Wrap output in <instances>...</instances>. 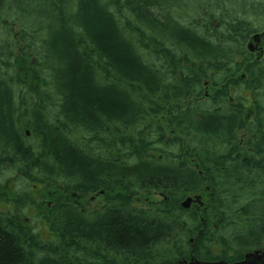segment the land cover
<instances>
[{
  "label": "trees",
  "instance_id": "obj_1",
  "mask_svg": "<svg viewBox=\"0 0 264 264\" xmlns=\"http://www.w3.org/2000/svg\"><path fill=\"white\" fill-rule=\"evenodd\" d=\"M185 1L1 0L0 170L42 191L0 193V264L263 248L264 0Z\"/></svg>",
  "mask_w": 264,
  "mask_h": 264
},
{
  "label": "rangeland",
  "instance_id": "obj_2",
  "mask_svg": "<svg viewBox=\"0 0 264 264\" xmlns=\"http://www.w3.org/2000/svg\"><path fill=\"white\" fill-rule=\"evenodd\" d=\"M207 1H210V0H186L185 1V5H186V9H187V14L190 12L189 10H190V8L191 7H194V9H195V7H196V5L197 4H203V3H205V2H207ZM244 2L246 1H248L249 3L247 4L246 2V5H248L249 6V8H247V11H251V6H252V4L253 3H258V2H261L262 0H255V1H250V0H243ZM251 2H253V3H251ZM190 4V5H189ZM209 4H210V2H209ZM216 7V6H215ZM198 8V7H197ZM264 10V8L261 10V14L262 15H264L263 14V11ZM259 13V14H260ZM260 14V15H261ZM261 20H263L264 21V19H260L259 21H261ZM264 23V22H263ZM11 24V23H10ZM14 24H19V23H14ZM21 27V25H13L12 26V28H13V31L12 32H14V33H16L18 30H19V28ZM1 28V27H0ZM264 29V27H262L261 28V26H258L257 27V31H258V33L260 34L261 33V31ZM11 37H13V38H15L13 35L11 36ZM251 41V40H250ZM253 41V40H252ZM19 45H21V43L19 42ZM249 45H251V47L252 46H255L253 43H248V46ZM262 47H263V49H264V42H263V44H262ZM255 49V48H254ZM254 49H252V50H250V53H252L253 54V57L255 58H257L258 56H259V53L258 52H254ZM261 56V55H260ZM13 84V83H12ZM11 84V85H12ZM12 86H14L15 87V84L14 85H12ZM243 96L244 97H248L249 96V93H243ZM166 120H167V117H165V118H163V122H164V124H165V122H166ZM5 177H6V179L7 180H5V178L2 176V179H4V181H5V183L8 185V187L6 188V185H4V183L2 182L3 180H1V177H0V193H2L3 191H8V192H11V191H13V193L15 192H20V195L22 194V192L23 191H25V194H26V196L28 197V199H29V197H30V194L32 195V196H34L35 197V195L37 196V194H39L41 191H42V189L39 187V186H36L35 187V185L33 184V182H26V181H23V179L22 180H20V178L18 179V174L14 171V170H8V172L6 173V175H5ZM18 179V180H17ZM204 195V194H203ZM22 196V195H21ZM92 196H88L87 198H85L84 199V201H82L83 203H84V205H86V206H88V207H90L91 208V206H93L94 204L92 203V202H89L92 198H91ZM157 199H159V196L158 195H154L151 199H147V200H144V199H141V200H134L133 201V206H135V207H137V208H146V206L148 205V204H150L152 201H157ZM37 200H42L45 204H47V203H49V200H46V199H40L39 197L37 198ZM92 201V200H91ZM42 202V203H43ZM3 208V207H2ZM29 213H33V210H29ZM42 234H45V232L44 231H42L41 232ZM261 250H264V246H263V248H261ZM252 251V250H251ZM178 264H186V262L185 261H180V262H178Z\"/></svg>",
  "mask_w": 264,
  "mask_h": 264
},
{
  "label": "water",
  "instance_id": "obj_3",
  "mask_svg": "<svg viewBox=\"0 0 264 264\" xmlns=\"http://www.w3.org/2000/svg\"><path fill=\"white\" fill-rule=\"evenodd\" d=\"M259 35H254L253 36V41H257L259 39L258 37ZM249 50H252L251 45L248 46ZM28 135V133H27ZM192 202L191 198H187L184 202H182L181 206L183 208H188L190 206ZM188 264H208V263H202V262H197V261H193L190 260V262ZM238 264H264V250H258V251H254L252 253H248L244 256L243 261H241Z\"/></svg>",
  "mask_w": 264,
  "mask_h": 264
},
{
  "label": "flooded vegetation",
  "instance_id": "obj_4",
  "mask_svg": "<svg viewBox=\"0 0 264 264\" xmlns=\"http://www.w3.org/2000/svg\"><path fill=\"white\" fill-rule=\"evenodd\" d=\"M0 2H1V0H0ZM258 37H259V39L257 40V41H252V39H251V41L249 42V43H253L255 46H252V49H254V52L256 51V52H258L259 53V55L260 54H262L263 53V51H264V49H263V47H262V44H263V42H264V34L263 33H258ZM2 176L4 177V174H3V171L2 170H0V177H1V180H3L2 182L4 183V185H6V188L8 187V185L5 183V181H4V179H2ZM3 193H7L6 191H3ZM92 201H94V198H92L91 199ZM195 201V198L193 197V201H192V203L191 204H193V202ZM3 204V207L5 208V202H2ZM199 205H201V204H199ZM30 210H33V209H30ZM34 211V210H33ZM246 255V254H245ZM244 255V256H245ZM189 262H186V264H188ZM219 264H222V263H219Z\"/></svg>",
  "mask_w": 264,
  "mask_h": 264
}]
</instances>
